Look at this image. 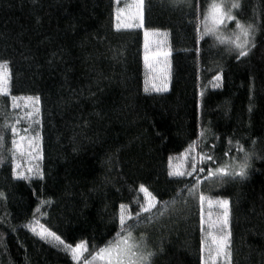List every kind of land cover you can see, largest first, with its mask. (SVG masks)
I'll return each instance as SVG.
<instances>
[{
    "label": "trees",
    "instance_id": "obj_1",
    "mask_svg": "<svg viewBox=\"0 0 264 264\" xmlns=\"http://www.w3.org/2000/svg\"><path fill=\"white\" fill-rule=\"evenodd\" d=\"M213 2L222 0H138L125 23L138 24L140 11L143 27L118 28V0H0V264H90L115 240L121 204L135 224L140 185L157 197L152 219L142 213L134 229L152 264H202L208 203L219 200L228 201L227 264H264V0L232 10L259 29L239 59L220 42L235 39L236 21L205 20ZM206 27L214 31L201 37ZM145 32L166 36L165 91L147 89ZM27 97H39L33 111ZM20 136L38 140L31 173L12 143ZM192 147L195 174L169 176L170 161ZM241 149L255 153L245 177L206 179L209 167L239 162ZM13 154L29 179L14 177ZM33 224L61 239H42ZM77 244L85 253L75 262Z\"/></svg>",
    "mask_w": 264,
    "mask_h": 264
},
{
    "label": "snow or ice",
    "instance_id": "obj_2",
    "mask_svg": "<svg viewBox=\"0 0 264 264\" xmlns=\"http://www.w3.org/2000/svg\"><path fill=\"white\" fill-rule=\"evenodd\" d=\"M143 0H140V4H142ZM175 4H179L181 2H185V0H173ZM139 4L137 7L139 8ZM242 8V4L240 0H222L221 3L213 2L210 4L207 13L205 15V20L211 18L213 25H218L224 22V20L233 21L235 20V27L238 29V33H234L235 39L220 37L221 43H229L232 45L228 51H235L237 53V59L240 57H246L249 54L250 47L255 46V33L259 30L258 26L255 23H247L246 25L239 21L236 16L233 15V9ZM137 17H139L140 22L138 24L133 23H125L123 25L118 24L117 27H143V14L142 12H137ZM214 31L213 28L206 27L204 33L201 34L207 35L209 32ZM148 33L145 32V37L147 39ZM147 47V43H146ZM147 59V57H146ZM215 80H219L220 77L217 75L214 77ZM167 89V85L163 87L155 88V91H164ZM8 91L7 79L3 76H0V93H6ZM147 91V89H146ZM27 100L35 99V103H39V97H27ZM17 97H12V106L15 108L18 105L15 103ZM38 112L39 109L37 108ZM29 116L32 113H28ZM24 131H27L25 129ZM11 133L15 137L18 134V129L16 127L11 128ZM204 135L203 133L201 134ZM20 143H17L16 139L12 140L14 147L21 151L23 154V141L25 140L24 136H20ZM4 140V136L0 134V142ZM29 145H31L32 141H28ZM229 146H231V142H229ZM239 144H237V148H239ZM243 155L239 158V162L235 160L226 161L222 166L219 167H209L207 169L206 179L215 180L218 178L219 182H223L225 178L229 176H239L241 178L247 175V169L250 167V162L252 156L255 155L254 152L243 151ZM7 159L6 156L0 152V163H3ZM201 161L204 163H212L214 161V156L211 153H205L201 156ZM13 175L14 177L29 179L28 176L24 175V172H17V169L20 167L19 164L16 163L15 154H13ZM33 170L31 168L28 169V172L31 173ZM197 171L196 161L193 158L192 163V171L188 172L187 175L191 176L193 172ZM200 173L205 172L204 167H200L198 169ZM185 173L183 171H173L171 170V161H170V171L169 176H184ZM200 184V180L197 179L196 184H193L189 189L190 194H194L197 191V187ZM139 191L144 193L145 202L139 206V210L135 212L136 222L131 223L133 219V213L131 211H125V205L121 204V212L119 215V231L115 237L114 241H110L106 246L99 248L96 254L93 256V261L99 260L102 261L103 264H152V258L155 256V252L149 250L146 240L143 236L139 239L134 235V229L137 224L141 222V214H149L143 217V219L151 220L152 217L150 215L152 209L157 207V197L153 195L144 185H140ZM2 195V193H0ZM200 201L203 202L205 197L203 194L199 197ZM220 207L224 209L223 212V220L219 225V233L218 237L213 236L212 245L214 246L212 252L210 253L211 260L215 262L219 257L228 258L230 253L228 252L229 243H230V233L226 232L225 229L228 224V201L227 200H219L217 201ZM33 232H36V228L32 229ZM42 239L47 237H54L56 240H60L61 238L57 236L54 232H51L47 228L41 226L40 231L37 233ZM63 243V241H61ZM84 246L82 244H77L74 248H71L72 258L74 260H79L82 252L84 251ZM214 253V254H212ZM202 264H207V262L202 257Z\"/></svg>",
    "mask_w": 264,
    "mask_h": 264
},
{
    "label": "rangeland",
    "instance_id": "obj_3",
    "mask_svg": "<svg viewBox=\"0 0 264 264\" xmlns=\"http://www.w3.org/2000/svg\"><path fill=\"white\" fill-rule=\"evenodd\" d=\"M118 1L122 5L120 11L124 12V15L120 17L121 18L120 20L125 23L126 20H128L126 19L128 14H131L130 10L132 9V7L134 9V5L138 4V0H118ZM147 33L148 36L147 39L145 40V55L147 57L146 59L147 89L151 91H155V88L163 87L164 85H167L168 88L169 65H168V54L166 50V36L162 32H147ZM146 43H147V47H146ZM0 76H3L7 79L6 70L3 67H0ZM156 92H160V91H156ZM21 102L23 106L25 105L31 111L34 110V105H36L34 100L24 99ZM29 140L32 141L31 145H29L28 143ZM23 144H24L23 154L25 155L24 170L27 171L29 168L34 169V167H36L35 165L38 159V148H39L38 140L35 137H29V138L26 137L25 140L23 141ZM193 158H195L196 161V150L192 147L188 149L183 155L172 159L171 170L183 171L185 175H187L188 172L192 171ZM196 166L198 167L197 162H196ZM195 172H193L192 175L195 174ZM196 178L197 177L195 176V179ZM209 204H210L209 210H211L212 213H208L207 215L208 232H205V239L203 246L204 260L207 262V264H227L228 258L226 259L224 257H219L215 262L211 260L210 253L212 252V249L214 247L212 245V238L213 236L218 237L220 235L219 225L223 220L224 209L220 207L219 204L216 202H209L208 205ZM33 228H36V232L34 233L37 234L40 231L41 225L33 224L31 230ZM225 231L227 232V229H225ZM50 238L51 237H47V239L49 240ZM69 253L72 257L71 249L69 250ZM84 253L85 250L82 252L79 260H74L73 258L72 259L75 262H78L82 259ZM90 261H92L90 264L103 263L102 261L99 260L93 261V258Z\"/></svg>",
    "mask_w": 264,
    "mask_h": 264
}]
</instances>
